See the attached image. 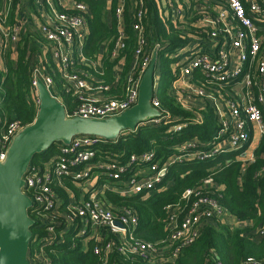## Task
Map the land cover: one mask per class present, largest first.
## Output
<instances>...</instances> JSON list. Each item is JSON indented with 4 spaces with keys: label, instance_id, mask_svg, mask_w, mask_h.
Masks as SVG:
<instances>
[{
    "label": "built area",
    "instance_id": "built-area-1",
    "mask_svg": "<svg viewBox=\"0 0 264 264\" xmlns=\"http://www.w3.org/2000/svg\"><path fill=\"white\" fill-rule=\"evenodd\" d=\"M14 1L3 0L0 6V55L8 45H18L22 38L21 22L10 17ZM32 1L36 14L32 26L38 46L31 68L35 94L37 81L41 80L51 96L64 106L68 118L104 119L135 105L142 75L160 44L148 43L145 2L136 0L127 10L136 42L126 65L122 54L127 38L122 23L123 0L114 8L117 33L112 36L111 45L101 43L93 56L84 52L89 33L86 4ZM157 7L185 43L169 94L191 113V123L202 122V110L206 107L213 110L218 120L214 137L218 141L210 149L189 153L192 148L208 145L189 140L175 146L180 154L169 162L192 157L204 159L229 150L239 151L236 158L243 164L253 161V150L247 146L251 127L264 135V26L260 25L264 23V0H160ZM110 18V7H107L108 23ZM103 58H119L108 82L103 77ZM155 82L154 71V87ZM150 103L160 115L144 123L154 125L167 113L153 96ZM23 127L18 121H11L0 129V161ZM181 127L176 124L172 129L179 131ZM104 142L98 136L77 135L69 144L57 145L54 160L50 161L52 155L43 165L29 164L23 176L22 192L32 201L29 216L38 226H43L45 235L31 236L28 264H52L46 246L60 242L58 235L74 224L81 237L93 242V252L101 256V264H115L105 255L114 239H118L117 250L123 255H137L159 264L164 256L175 257L179 246L190 243L205 222L253 228L250 234L264 235V223L253 227L249 220L230 218L219 201L193 187L182 193L183 199L191 200L183 214L178 204L164 207L168 212L167 240L176 245L173 252L168 254L162 247L142 241L134 234L138 222L135 210L119 206L114 212L103 196L106 191L148 194L162 180L166 166L153 162L152 152L131 154L124 164L117 160L93 162L97 147ZM124 173L126 176H121ZM208 183L210 178L204 179L201 186ZM56 187L67 193V200L59 196ZM213 264L222 263L216 260ZM243 264H264V258L247 257Z\"/></svg>",
    "mask_w": 264,
    "mask_h": 264
},
{
    "label": "trees",
    "instance_id": "trees-1",
    "mask_svg": "<svg viewBox=\"0 0 264 264\" xmlns=\"http://www.w3.org/2000/svg\"><path fill=\"white\" fill-rule=\"evenodd\" d=\"M71 1L84 3L89 8L86 21L89 33L84 46L85 54L93 56L101 43L110 46L112 36L117 33L114 8L120 0ZM123 1L125 12L122 23L127 38L122 54L128 65L136 37L127 10L136 0ZM143 1L147 6L144 24L148 43H160L155 65L153 97L158 100L167 115L157 124L150 125L143 121L134 131L125 130L118 138L105 140L106 142L97 147L92 161L117 160L124 164L131 154L152 152L153 162L166 166L165 175L151 194L106 191L103 201L114 212L119 206L132 207L138 218L134 230L136 237L158 248L162 247L171 254L176 245L167 240L168 212L164 207L178 204L183 208V214L191 201L182 198L186 189L198 187L204 194L219 201L232 219L241 222L249 220L253 227L264 223V135L260 136L253 149L254 160L246 164L236 158L239 153L237 150L220 152L204 159L192 157L188 160L169 162L170 158L180 154L175 146L189 140H193L197 145L208 143L205 147L190 149L189 153L195 154L197 151L210 149L218 141L214 138L218 130V120L213 110L206 107L202 110V122L191 123V113L184 110L169 94V87L177 76L179 61L183 56L184 38L158 10L157 2L160 0ZM107 7H110L111 13L109 23ZM260 25L264 26V23ZM29 39L21 38L15 47L8 45L0 55V129L11 121H18L26 126L33 121L38 110L36 94L31 85V68L38 46L34 42L29 43ZM262 47L264 48V38ZM118 61L119 58L102 59L105 71L103 77L107 82L111 80L112 68ZM176 124L182 125L179 131L172 129ZM249 142L250 138L247 145ZM59 143H53L46 150L35 154L30 163L43 165L48 162ZM121 176H126V173ZM208 178L211 183L201 186L202 181ZM69 187L72 185L69 184ZM54 189L63 200H67L68 195L63 189ZM76 227L74 224L59 234L60 242L46 246L52 264H101V256L93 252V242L84 240V237L77 233ZM59 229L57 227V233ZM252 229L230 227L222 222H205L198 227L197 235L190 243L179 246L175 257L164 256L159 264H213L216 260L222 264H243L247 257L262 259L264 235L255 237L250 234ZM30 230L32 236L45 235L43 226H38L37 221ZM118 243V239H114L111 249L105 253L110 263L152 264L137 255L126 256L118 252ZM31 245L30 241L29 249Z\"/></svg>",
    "mask_w": 264,
    "mask_h": 264
},
{
    "label": "water",
    "instance_id": "water-1",
    "mask_svg": "<svg viewBox=\"0 0 264 264\" xmlns=\"http://www.w3.org/2000/svg\"><path fill=\"white\" fill-rule=\"evenodd\" d=\"M156 59L154 50L140 80L136 104L117 116L104 119L66 117L64 106L51 96L41 80L37 81L36 116L13 137L5 158L0 161V264H28L30 228L34 220L28 212L32 201L22 192V186L32 157L53 143L69 144L77 135L114 140L121 132L134 131L139 123L158 117L159 111L150 103Z\"/></svg>",
    "mask_w": 264,
    "mask_h": 264
},
{
    "label": "crops",
    "instance_id": "crops-1",
    "mask_svg": "<svg viewBox=\"0 0 264 264\" xmlns=\"http://www.w3.org/2000/svg\"><path fill=\"white\" fill-rule=\"evenodd\" d=\"M2 1L3 0H0V6H1ZM70 1L71 0H61V2L64 4H68ZM107 1L109 2L110 0H107ZM10 15H11L10 17L12 19H16V20L21 22L22 28H23L22 33H21V37L22 38L32 37L31 35H33V31L35 30L33 27L34 26L33 24H35L34 20L36 18L35 7L33 4V1L32 0H15L14 4H13V9H12V12H10ZM256 135H258V136H256ZM255 136H256V142L254 141V143H253V138ZM260 136L261 135L258 133L256 127H251V129H250V142L247 145L249 147V149H251V150L254 149V147L257 145V142H258ZM117 185L119 187L121 186L120 183H117ZM84 240H88V238L85 237Z\"/></svg>",
    "mask_w": 264,
    "mask_h": 264
},
{
    "label": "rangeland",
    "instance_id": "rangeland-1",
    "mask_svg": "<svg viewBox=\"0 0 264 264\" xmlns=\"http://www.w3.org/2000/svg\"><path fill=\"white\" fill-rule=\"evenodd\" d=\"M32 33V32H31ZM32 37H30V39H29V43H36L35 42V40H37V37H36V34H35V32H33V35H31ZM257 134V133H256ZM256 136H258V135H256ZM256 136L253 138V143H254V141L256 142ZM253 145V144H252ZM253 147V146H252ZM56 155H57V152H55L54 154H53V156L51 157V159H50V161H52V160H54L55 158H56ZM152 192H154L153 190L152 191H150L149 193H148V195L149 194H151Z\"/></svg>",
    "mask_w": 264,
    "mask_h": 264
}]
</instances>
